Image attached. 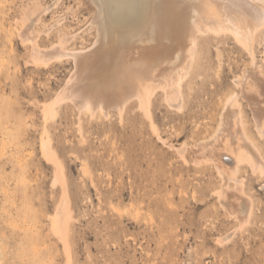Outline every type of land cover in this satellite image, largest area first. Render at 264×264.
<instances>
[{
    "label": "rangeland",
    "instance_id": "1",
    "mask_svg": "<svg viewBox=\"0 0 264 264\" xmlns=\"http://www.w3.org/2000/svg\"><path fill=\"white\" fill-rule=\"evenodd\" d=\"M29 1L0 0V151L6 149L0 152V264H33L32 229L46 242L42 264H264V174L250 168L240 172L253 201L249 223H240L213 195L220 185L213 168L185 163L136 107L123 119L116 112L108 119L84 115L81 134L79 115L66 101L55 103L57 116L45 114L64 88L72 62L43 67L30 60L29 47L16 34V20ZM41 2L53 4L46 24L61 20L68 32L77 33L71 46L94 41L88 0ZM52 34L43 37L45 45L57 39L56 31ZM201 44L193 89L184 88L185 109L168 107L160 95L154 104L158 132L176 146L209 136L226 96L241 90L235 79L246 67L264 69V36L256 46V66L229 36L208 37ZM44 129L63 163L64 184L55 181V164L42 151ZM1 143L7 144L1 148ZM193 155L188 151L189 160ZM64 187L73 211L69 251L50 229ZM137 209L146 220L135 219ZM11 221L26 229L13 230ZM219 235L228 242L218 244Z\"/></svg>",
    "mask_w": 264,
    "mask_h": 264
},
{
    "label": "bare ground",
    "instance_id": "2",
    "mask_svg": "<svg viewBox=\"0 0 264 264\" xmlns=\"http://www.w3.org/2000/svg\"><path fill=\"white\" fill-rule=\"evenodd\" d=\"M88 1L93 8L89 25L95 28L96 35L87 46H71L77 33L68 32L61 20L46 24L45 14L53 4L30 0L16 20V34L29 47L30 60L37 66L50 67L65 60L72 62L64 88L58 90L51 105L45 106V114L57 116L54 105L66 101L79 115L77 127L81 134L84 115L108 119L116 112L123 119L130 107H136L146 116L158 138L176 149L185 163L192 162L200 170L213 168L220 177V185L213 189L219 207L234 220L249 223L253 201L240 172L250 168L254 173L264 174L261 144V139L264 140V69L261 66L244 69L235 79L241 90L226 96L217 126L209 136L195 143L183 142L176 146L166 141L155 124L154 104L160 95L168 107L179 112L185 109L184 88L193 89V78L202 64L201 43L208 37H231L247 51L252 65L256 66V46L264 36V0ZM55 31L57 39L45 45L43 37ZM244 99L251 110L253 130L246 118ZM46 129L42 133L41 148L55 164V181L64 184V166L50 137L46 136ZM5 150V147L1 149ZM190 150L194 152L192 160L188 157ZM66 189L64 187L57 212L51 215L50 229L69 251V221L73 211L69 208ZM193 198H196L195 192ZM117 209L121 215L122 209ZM134 213L135 219L146 220L140 209ZM10 225L13 230L20 228L19 231L25 227L14 221ZM30 233L33 264H42L45 252L42 246L46 242L41 241L35 229ZM222 237H216L218 244H224L226 238Z\"/></svg>",
    "mask_w": 264,
    "mask_h": 264
}]
</instances>
